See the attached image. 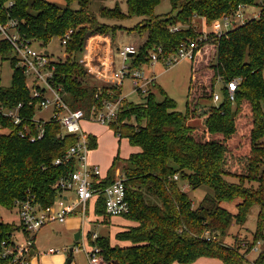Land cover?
<instances>
[{
	"label": "trees",
	"instance_id": "16d2710c",
	"mask_svg": "<svg viewBox=\"0 0 264 264\" xmlns=\"http://www.w3.org/2000/svg\"><path fill=\"white\" fill-rule=\"evenodd\" d=\"M63 1L0 0V21L17 20L19 31L42 46L73 30L66 48L70 53L55 62L53 83L62 87L70 107L90 112L104 99H115L122 88L99 83L79 58L89 36L109 35L116 27L101 22L89 10L92 0ZM75 1L77 9L70 6ZM160 1L126 0L128 16L144 17L136 30L148 33L147 42L131 58L133 67L148 64L151 52L159 47L169 56L182 43L198 38L199 20L210 26L241 3L259 2L170 0L172 11L159 15L155 8ZM100 16L121 18L125 14L118 5L103 6ZM11 52L10 44L0 41L3 58ZM9 59L12 84L0 87V104L9 108L22 103L19 113L24 120L15 124L0 113V128L7 129L0 134V264L13 262L15 234L22 230L21 224L3 220L1 208L13 209L28 195L44 206L52 204L58 195L53 184L73 169V165H56L54 161L77 141L75 135H62L56 120L43 124L42 138L30 140L31 134L38 133L39 123L33 120L36 109L23 70L13 56ZM191 62L184 112L155 80L143 102L124 98L117 119L110 125L119 139L128 138L141 151L122 160L130 205L125 216L134 224L117 236L130 244L113 245L105 236L96 240L107 264H191L201 257L244 264L256 242H264V19H249L220 37L211 34L198 43ZM237 77L241 82L232 102L226 85ZM217 89L222 100L214 104ZM195 118L202 126L190 123ZM97 145L92 135L91 148ZM119 159L115 157L105 184L114 179ZM185 183L189 191L183 189ZM200 187L205 188L204 195L196 204L190 192ZM235 199L240 200L233 213L223 203ZM97 203V212L104 214L102 198ZM254 205L260 208L252 238L236 235L233 243L225 242L231 223L243 226ZM252 264H264V246Z\"/></svg>",
	"mask_w": 264,
	"mask_h": 264
},
{
	"label": "built area",
	"instance_id": "2783aa9c",
	"mask_svg": "<svg viewBox=\"0 0 264 264\" xmlns=\"http://www.w3.org/2000/svg\"><path fill=\"white\" fill-rule=\"evenodd\" d=\"M255 5H259L260 9H255ZM253 18L264 19V0H259L258 4L254 5L239 4L229 14H223L214 20L210 26L206 25L208 29H199L198 38L182 43L178 50L169 56H165L162 48L159 47L151 52L148 63L163 60L167 65L172 66L183 59L192 61L195 49L200 41L207 40L211 34L220 37L226 31L234 29ZM177 29L178 27H175L174 30ZM72 33L73 30L71 29L60 37V44L67 46ZM95 36L102 41H109L105 34H94L87 38L85 50L79 58V62L85 69L89 73H99L103 81L115 84L116 87L121 88L124 79L129 76L132 79L133 88L140 93L148 95L149 86L155 81V77L154 75H145L144 64L138 67L131 66V58L138 53L137 46L127 44L118 48L119 55L124 59L122 70L117 71L109 63L105 62L101 64L104 67L103 70L96 72L93 67V53L91 50ZM0 41H6L10 44L16 66L23 70L26 78V87L31 96V103L34 104L36 109L33 120L39 123L38 133L37 135L31 134L30 140L36 141L43 137V124L49 120H56L60 123L62 135L71 134L77 138V141L68 148L66 153L57 157L54 161L56 165H73V169L70 172L64 174L53 184V188L58 191L56 200L52 204L44 206L34 195H28L16 203L26 242H16L14 260L11 264H28V256L34 248L35 234L44 225L51 222H64L68 217L76 214L84 218L93 199L102 198L105 207L104 215L106 216L111 217L112 215H126L129 213L130 205L127 199L124 175H117L115 171L112 182L105 184L104 181L108 173L103 174L100 165L90 160V153L93 150L91 148V136L93 134L82 127V122L84 121L111 125L117 119L125 97L121 93L115 96V99H104L100 107L94 106L90 112L84 109H74L66 102L62 87L53 83L55 62L67 57L68 52H65L63 56L54 58V54L45 46H42L40 42L26 38L19 31L18 22L15 19H9L5 23L0 21ZM219 81L221 83L222 80L219 79ZM240 82L241 78L237 77L226 85L227 95L232 102H235L236 90ZM100 94L101 89L96 94L97 97ZM221 100L222 93L217 89L214 92L212 101L214 104H218ZM22 105V103H19L15 107L8 108L0 104V113L11 118L15 124H19L24 120V116L19 113ZM49 108H52V114L49 118L37 117V111ZM174 178L178 179V176L175 175ZM183 189L189 191V187L185 184ZM70 194L73 195L74 199H71ZM98 237L97 233L92 234L91 240L93 244L80 247L86 254L89 264H107L101 254V247L96 243ZM263 246L264 242L259 240L252 250L261 251ZM78 248L77 246L74 250H78Z\"/></svg>",
	"mask_w": 264,
	"mask_h": 264
},
{
	"label": "rangeland",
	"instance_id": "374dc122",
	"mask_svg": "<svg viewBox=\"0 0 264 264\" xmlns=\"http://www.w3.org/2000/svg\"><path fill=\"white\" fill-rule=\"evenodd\" d=\"M52 2H57L64 4L60 0H49ZM118 5L122 10L125 16L121 18H106L100 16V10L103 6L110 8ZM71 8H79L77 1L70 4ZM253 8V7H251ZM255 9L259 10V5L254 6ZM89 10L99 18L103 23H107L110 26H115L116 30L114 33L109 34L112 36L114 55H115V69L117 71L122 70L124 66V59L119 55L118 48L127 44L137 46L138 52L142 46L147 42L148 33L147 31L136 30V26L140 24L144 17L142 16H128L127 15V2L126 0H92L89 6ZM250 10V8H248ZM172 11V4L170 0H161L160 3L155 8V13L163 15ZM249 12V11H247ZM200 30L208 29L204 24L203 20H199ZM37 47V45H35ZM51 53L53 57L63 56L66 51L67 46L60 44L58 37H53L45 46ZM13 56V53H8L4 58L0 53V87H9L12 84V74L13 68L11 66L10 57ZM64 59V58H63ZM214 61V60H213ZM191 60L183 59L175 65L169 66L163 60H159L154 63L144 64V73L146 76H156V82L166 91V93L177 102L178 110L184 112L186 110V99L188 93V86L190 81V72H191ZM264 76V72H263ZM99 82V81H98ZM99 83L102 84V81ZM221 84V83H219ZM122 95L130 102L141 103L145 100L147 94L140 93L133 88L132 79L128 76L124 79L122 86ZM158 97H160L158 95ZM52 114V108L44 109L43 111H37V117L49 118ZM135 121V120H134ZM193 125L202 126V122L199 118L192 119L190 121ZM82 127L88 132H92L96 135L98 140V147L94 151H91L90 155H96L99 160L97 163L101 165L102 173L107 174L109 169L113 165L115 157L119 156L120 159L116 163V173L117 175L124 174L122 160L130 156V154L135 153L134 148L128 142V139L122 138L119 139L116 137L113 129L110 128V125H103L100 123H91V122H82ZM7 129L0 128V134L6 132ZM121 140V141H120ZM186 186L189 187L187 183ZM190 189V188H189ZM205 188L200 187L196 190L190 192L192 200L198 204L204 195ZM71 199H74L73 195L70 194ZM240 199H235L232 202H224L223 205L228 208L231 212L236 213L237 207L236 203ZM97 200L94 199L91 201L88 207V217L83 224V237L86 240L87 246H90L89 235L97 233L99 236H105L110 239L111 244H127V241L120 240L118 238V233L125 229L128 226H131L129 219L125 215H112L107 218V221H104V216H98L96 213ZM259 205H254L248 215V219L243 226H239L235 221L231 223L228 228L226 237H223V240L227 243H233L234 237L237 235L242 239H251L253 232L257 228V217L259 212ZM1 215L3 220L8 222H14L20 225L19 214L17 206L13 209L1 208ZM62 224L64 223H53L45 226L40 231H38V248L43 252H46L49 248H63L65 245H73L75 243L74 235H66L62 231ZM264 226V225H263ZM20 231V230H19ZM18 231V232H19ZM23 231V228H22ZM20 234H15L16 237H19ZM23 238V239H22ZM26 242V239L22 236L20 241ZM17 241V243H20ZM82 246L79 243L78 247ZM15 247V246H14ZM14 251V249H13ZM12 251V252H13ZM65 250L61 251L64 252ZM74 258L78 264H89L83 249L78 248L75 250ZM262 251V250H261ZM261 251L251 250L246 254L247 260L244 264H252L255 259H257ZM15 252V251H14ZM67 252V251H65ZM68 253V252H67ZM61 254V253H60ZM177 264H183L180 262H175ZM191 264H223V261L219 258H204L197 259Z\"/></svg>",
	"mask_w": 264,
	"mask_h": 264
},
{
	"label": "crops",
	"instance_id": "0c3cea01",
	"mask_svg": "<svg viewBox=\"0 0 264 264\" xmlns=\"http://www.w3.org/2000/svg\"><path fill=\"white\" fill-rule=\"evenodd\" d=\"M60 1L64 2L63 0H60ZM105 36L107 38H109V41H107V42L106 41H102L99 38H97V36H95V39H94V41L92 42V45H91V50H92V53H93V64H94L93 67L96 70V72H99V70H103L104 67L101 64H104L105 62L109 63L111 65V67L115 68L116 60H115V55H114L113 40H112V37L110 35H108V34L106 35L105 34ZM91 73L90 74L97 81H102L103 83H107L106 81H103L100 78L99 73H94V72H91ZM154 77H155V80H156V76H154ZM94 136H96V135H94ZM126 139H128V138H126ZM128 142H129V139H128ZM97 143H98V140H97ZM132 147L134 148L133 152H135V153L141 151V148L139 146H132ZM96 149L97 148L93 149L92 151H94ZM90 160L93 163H96V164H99L97 162L100 161L99 158L96 155H94V154L90 155ZM100 167H101V165H100ZM96 200L98 201L99 199H96ZM96 213H97L98 216H101V215L104 216L103 218H104L105 222H109V220L107 221V218L109 216H106V215L101 214V213L99 214L97 212V210H96ZM87 217H88V210H87V213L85 214L84 218L81 215L76 214V215L68 217L64 222H59V223H64V224H62V229L61 230L64 231L66 235H69V234L70 235L71 234L74 235V240H75L76 233L80 234L79 238L77 240H75V243L73 245H65V246H63L62 249L61 248H56L55 249V248L51 247L46 252H43L42 250H39V248H38V236H37L38 233H36L35 237H34V248L32 249L30 255L28 256V264H78L77 261H75V258L73 256L74 253L76 252L74 250V248L77 247L79 245V243H81V245H87L86 244V240L83 237V224L86 221ZM53 223H58V222L48 223V224L44 225L42 228H44L47 225L53 224ZM130 223H131V225L134 224L132 221H130ZM16 233L20 234L19 237H16L17 241H20L22 236L25 238V233L22 230L19 231V232H16ZM89 241H90V245H92L93 241L91 240V235H89ZM20 242H22V241H20ZM23 242H24V240H23ZM128 244H130V243L127 241V244H122V245H128ZM71 247H73V253L70 255V248ZM79 247H82V246H79ZM63 250L67 251L68 253L65 252V251L61 252ZM84 255L86 257L85 253H84ZM204 258H209V257H201L199 259H204ZM69 259L71 261L70 263H69ZM86 259H87V257H86ZM87 261H88V259H87ZM88 263H89V261H88ZM174 264H177V263H174Z\"/></svg>",
	"mask_w": 264,
	"mask_h": 264
},
{
	"label": "water",
	"instance_id": "95a60500",
	"mask_svg": "<svg viewBox=\"0 0 264 264\" xmlns=\"http://www.w3.org/2000/svg\"><path fill=\"white\" fill-rule=\"evenodd\" d=\"M197 27V25H196ZM80 234L79 233H76L75 235V240H77L79 238ZM73 253V247L70 248V255ZM70 259H69V263H70ZM115 264H120L118 261H115Z\"/></svg>",
	"mask_w": 264,
	"mask_h": 264
}]
</instances>
